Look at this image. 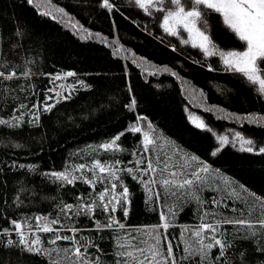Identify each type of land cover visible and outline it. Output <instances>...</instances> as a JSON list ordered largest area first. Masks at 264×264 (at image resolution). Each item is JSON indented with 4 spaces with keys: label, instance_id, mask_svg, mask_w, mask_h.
Returning <instances> with one entry per match:
<instances>
[{
    "label": "trees",
    "instance_id": "obj_1",
    "mask_svg": "<svg viewBox=\"0 0 264 264\" xmlns=\"http://www.w3.org/2000/svg\"><path fill=\"white\" fill-rule=\"evenodd\" d=\"M49 2L62 9L71 21L43 15L45 12L27 0H0V60L6 59L21 67L28 63L36 73L31 83L41 99L46 88L57 84L69 85L82 80L88 87L77 85L72 99L62 101L52 113L44 114L39 127L0 129V137L8 145L4 147L0 144V227L9 226L8 217L19 219L23 215L48 213L54 216L57 212L55 204L60 199L73 203L75 196L87 197L90 192L87 185L79 182L75 187L60 188L43 177L41 174L44 172L62 171L74 164L88 162L94 155L103 159L118 158L125 162L123 166L131 167L127 161L136 159L132 153L143 151L142 134L128 131L138 123L137 117L144 118L139 121L142 125L151 124L149 132L157 138L158 147L150 153L151 156H167L170 163L179 165L185 162L181 157L195 155L209 166V172L204 175V187L199 193L201 200L208 203L201 206L194 200L176 201L175 197L146 203L149 193L144 186L122 173L130 193L128 215L125 217L119 208L114 215L126 224L128 231L135 234L143 226L160 223V213L169 215L170 207L175 215L170 216L173 226L168 229L169 239L179 237L185 227L195 228L201 222L204 208L216 213L223 211L228 217L234 215L227 209H212L209 202L212 197L228 201L230 207H243L246 212L251 206L253 218L259 217L261 201H264V154L241 152L238 145L225 146L215 156L211 153L218 146L213 132L223 135L238 131L244 137L253 139L259 147L264 145V127L247 121H228L214 111L195 109V116L213 131L197 128L189 120L188 111L191 108H188L185 96L188 88H195L208 105L226 115L264 116V98L255 91L256 86L249 85L239 75L224 71L217 57L203 62L198 49L181 45L176 37L163 32L159 27L161 13H156L155 18L145 15L133 0H110L116 5L111 13L98 7L100 0ZM209 19L213 25V39L222 49L241 48L235 37L217 23L215 14ZM72 22L82 25L94 35L99 34V38L81 39ZM17 30L22 33L21 36L16 35ZM112 41H116V45H112ZM173 46L176 51H173ZM113 47L121 48L119 54H114ZM122 51L129 57L122 56ZM135 59L164 69V72L146 73ZM207 64L216 70L209 71ZM166 67L168 71H165ZM67 72L76 75L53 83L49 82V76L41 75L55 76ZM19 83L11 82L13 86ZM131 98H135L136 105L129 110L126 105ZM32 99L34 101L35 97ZM10 111L6 104L3 114L9 115ZM121 132L124 135L118 143L123 151L114 154L93 152L95 146ZM13 143H20L23 147L15 149L11 146ZM13 161L35 165L36 171L30 173L26 169L11 168L9 166ZM195 166L193 162L192 167ZM21 186L29 191L21 194L25 202L17 208L13 200ZM102 188L103 185L97 184L96 191ZM53 197L56 199L53 200ZM96 218L101 221L106 219L99 212ZM206 220L210 221L211 216ZM76 226L91 228L93 225L91 220L77 218ZM228 227L235 234V229ZM116 234L103 231L100 234L103 240H100L94 232L81 233L95 238L107 253L102 264H112V252L116 248L112 237ZM40 235L46 241L52 234ZM237 247H240L239 242ZM244 247L251 251L253 245L245 242ZM5 251L6 254H0L3 264H45L43 257ZM89 251L96 255L94 249Z\"/></svg>",
    "mask_w": 264,
    "mask_h": 264
},
{
    "label": "snow or ice",
    "instance_id": "obj_2",
    "mask_svg": "<svg viewBox=\"0 0 264 264\" xmlns=\"http://www.w3.org/2000/svg\"><path fill=\"white\" fill-rule=\"evenodd\" d=\"M27 2L31 4L33 0ZM133 3L145 15L155 18L156 13H161L159 27L166 35L176 37L181 45L198 49L204 58L203 62L217 57L224 71L239 75L249 85L256 86L255 91L264 98V0H133ZM98 7L109 13L116 9V5L110 0H100ZM60 11L63 12L62 9ZM214 14L217 23L240 43V49H222L215 42L212 36L213 25L209 19ZM73 28L81 39L94 38L93 33L82 25L74 24ZM16 35L21 36L22 33L17 30ZM104 42L108 43L107 40ZM111 43L116 45L117 42ZM120 51L121 48L113 47L114 54H119ZM173 51H176L175 46ZM207 67L209 71L216 70L211 64H207ZM165 71H168L167 67ZM172 74L177 75L174 72ZM35 75L28 63L21 67L6 59L0 60V129L39 127L44 114L52 113L62 101L72 99L77 85L81 88L88 87L82 80L69 85L57 84L46 88L41 99L35 85L31 83ZM41 75L49 76V82L53 83L76 74L67 72L55 76L45 73ZM13 81L20 83L13 86ZM6 104L11 108L9 115L3 114ZM135 105V98H131L126 107L132 110ZM206 110L211 111V108ZM231 118L264 127V116L247 114L240 117L231 114ZM143 119L137 117L138 123L128 131L141 133L139 121ZM193 123L197 128L213 131L199 118L193 120ZM151 127L149 124L148 128ZM123 135L124 132H121L95 146L93 152L114 154L123 151L118 143ZM213 135L218 145L211 153L213 156L228 145H238L241 152L264 154V145L258 147L253 139L244 137L238 131L223 135L213 132ZM156 140L149 131H143V151L132 153L136 159L127 161L131 167L123 166L125 162L118 158L103 159L94 155L88 162L74 164L62 171L42 173L43 177L49 178L60 188L75 187L79 182L87 185L90 192L87 197L75 196L73 203L60 199L55 204L57 212L54 216L48 213L23 215L19 219L8 217L9 226L0 227V254H6L5 250L17 251L43 257L45 264H102L107 253H104L95 238L85 237L81 233L94 232L103 240L100 234L110 231L117 233L112 237L116 244L112 252V264H250L256 261L264 264V201H261V214L254 219L251 206L246 212L243 207H230L228 203L212 197V209H227L234 215L228 217L223 211L216 213L204 208L201 222L195 228L185 227L179 237L173 236L172 239H169L168 233V229L173 226L170 216L175 215L172 207L169 208V215L160 213V223L143 226L135 234L127 230L125 223L115 218L118 208L127 217V205L130 204L129 189L123 182L122 173L144 186L149 193L146 203L160 202L167 197H175L176 201L194 200L201 206L208 203L201 200L199 193L204 187V174L209 172V166L195 155L181 157L185 162L179 165L170 163V157L167 156L153 157L150 153L158 147ZM0 144L8 147L2 137ZM11 146L15 149L23 147L20 143H13ZM193 162L196 164L194 168ZM9 167L26 169L30 173L36 171L35 165L18 164L15 161ZM97 184L103 185L99 192L96 191ZM225 184L228 185L229 182L225 180ZM16 191L13 204L19 208L25 202L21 194L29 190L21 186ZM98 212L106 217L104 221L96 218ZM209 216L210 221L206 220ZM77 218L91 220L93 226L77 227ZM228 226L235 229V234ZM41 233L52 235L44 241ZM237 242L240 247H237ZM245 242L253 245L251 251L245 249ZM89 249H94L96 255Z\"/></svg>",
    "mask_w": 264,
    "mask_h": 264
},
{
    "label": "rangeland",
    "instance_id": "obj_3",
    "mask_svg": "<svg viewBox=\"0 0 264 264\" xmlns=\"http://www.w3.org/2000/svg\"><path fill=\"white\" fill-rule=\"evenodd\" d=\"M33 3H35V5L38 6L43 12H47L50 15L56 17L59 20L71 21L70 18H68L65 15L64 12H61L60 11L61 9L59 7H56V6L52 5L49 2V0H33ZM74 24L75 23L72 22V26ZM79 36H80V34H79ZM93 37L99 38V36H96L94 34H93ZM121 54H122V56L129 57V55L128 54H125L123 51L121 52ZM134 61L146 73H153V72H157V71L164 72V69L156 68L152 64L147 63V62H145L143 60L135 59ZM185 96H186V100L188 102V108H191L188 111V115H189V117H192V119H189L192 123H193V120H196L197 119V117L194 114L195 109L206 110L208 108H211V111H214V112L218 113L219 116L225 117L226 120H228V121H237V120L232 119L231 116L224 114L219 109H216V108L211 107L210 105H208L205 102L204 96L201 94V92L199 90L195 89V88H188L186 90ZM206 111H208V110H206ZM241 121H243V120H241ZM241 121H237V122H241ZM140 125L142 126V132H141V134H142V140H143V131H149V128H148V125L146 123L144 125H142V123L140 122ZM218 200H221V199H218ZM210 201H211V199H209V202ZM222 201H224L225 203H228V201H226V200H222Z\"/></svg>",
    "mask_w": 264,
    "mask_h": 264
}]
</instances>
